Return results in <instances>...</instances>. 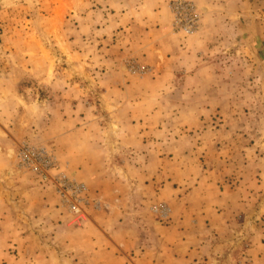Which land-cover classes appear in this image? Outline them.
Listing matches in <instances>:
<instances>
[{
    "label": "rangeland",
    "instance_id": "rangeland-1",
    "mask_svg": "<svg viewBox=\"0 0 264 264\" xmlns=\"http://www.w3.org/2000/svg\"><path fill=\"white\" fill-rule=\"evenodd\" d=\"M1 1L0 264H24L31 250L19 232L33 219L19 218L16 190L8 186L30 175L15 160L24 140L52 145L90 193L120 203L127 226L175 222L180 210H207L229 192L222 205L239 213L234 226L264 227V91L252 82L257 78L234 80L239 88L227 90L169 88L165 75L138 55L149 52L148 6L161 0ZM231 76L219 74L223 82ZM188 78L182 81L192 86L207 76ZM226 95L235 103H225ZM203 175V189L188 202L175 192H191ZM73 221L67 210L63 222ZM53 222L37 226L45 228L43 242ZM236 253L241 264V246Z\"/></svg>",
    "mask_w": 264,
    "mask_h": 264
},
{
    "label": "crops",
    "instance_id": "crops-1",
    "mask_svg": "<svg viewBox=\"0 0 264 264\" xmlns=\"http://www.w3.org/2000/svg\"><path fill=\"white\" fill-rule=\"evenodd\" d=\"M161 1L162 4L148 6L151 22L146 25L150 29L144 45L149 52L138 53L140 63L157 67L169 88L188 90L203 86L227 90L239 88L234 80L250 77L257 78L252 82L264 91V0H195L204 15L200 29L192 35L173 31L169 6L172 0ZM225 72L232 76L223 82L219 74ZM189 76L207 78L187 86L182 79L189 80ZM223 98L225 103H235L232 96ZM217 100H211L210 105H217ZM247 134L242 137H248ZM259 134V168L264 177V130ZM73 172L87 184L79 173ZM29 174L28 179L13 177L8 184L16 190L19 218L33 219V227L19 232L20 242L32 250L25 256L24 264H238L235 250L240 246L245 257L241 264H264V227L250 230L248 226H234L232 219L239 213L222 205L231 198L229 192L216 195L218 199L207 210L185 208L175 215V222L141 227L125 225V215L116 210L120 203H108L91 190L92 197L102 199L110 208L97 211L90 207L89 216L82 223L65 224L67 209L48 185ZM204 178L203 175L200 181H191L189 193L179 188L175 192L180 191L182 199L188 202L203 189ZM168 183L174 188L173 182ZM49 218L55 222L48 242H43L45 228L37 226ZM203 223L208 224L202 226Z\"/></svg>",
    "mask_w": 264,
    "mask_h": 264
},
{
    "label": "built area",
    "instance_id": "built-area-1",
    "mask_svg": "<svg viewBox=\"0 0 264 264\" xmlns=\"http://www.w3.org/2000/svg\"><path fill=\"white\" fill-rule=\"evenodd\" d=\"M169 6L174 32L192 35L200 29L203 12L195 0H172ZM15 160L20 169L48 185L78 223L88 218L90 207L97 211L110 208L102 199L91 196L89 186L59 160L51 145L21 141L16 146ZM154 210L160 217L167 215L163 206H155Z\"/></svg>",
    "mask_w": 264,
    "mask_h": 264
}]
</instances>
